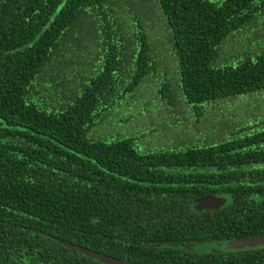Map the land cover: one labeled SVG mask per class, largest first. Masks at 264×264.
I'll return each instance as SVG.
<instances>
[{
  "label": "trees",
  "instance_id": "1",
  "mask_svg": "<svg viewBox=\"0 0 264 264\" xmlns=\"http://www.w3.org/2000/svg\"><path fill=\"white\" fill-rule=\"evenodd\" d=\"M262 93L264 0H0V264H264Z\"/></svg>",
  "mask_w": 264,
  "mask_h": 264
},
{
  "label": "water",
  "instance_id": "2",
  "mask_svg": "<svg viewBox=\"0 0 264 264\" xmlns=\"http://www.w3.org/2000/svg\"><path fill=\"white\" fill-rule=\"evenodd\" d=\"M227 201L228 199L225 196H216L212 194L206 195V196L196 199L194 203V209L197 211H202V210L214 211L224 206ZM66 245L69 248L80 251L90 257L97 258L106 264H133V263H130L128 260H121V259L108 257V256L102 255L97 252L89 251L85 248L74 246L70 243H66ZM259 245H264V235L231 240V241L220 244L219 248L221 250L227 249V248L242 249L244 247H257Z\"/></svg>",
  "mask_w": 264,
  "mask_h": 264
},
{
  "label": "rangeland",
  "instance_id": "3",
  "mask_svg": "<svg viewBox=\"0 0 264 264\" xmlns=\"http://www.w3.org/2000/svg\"><path fill=\"white\" fill-rule=\"evenodd\" d=\"M238 47H240V44H238ZM241 48V47H240ZM262 94H264V93H262ZM251 100V103H256L257 101H255V100H252V99H247V101H250ZM234 104H236V105H234ZM234 107H233V109H232V111H231V113H228V115H229V117L230 118H232V120H234L235 118L238 120V118H245V113L247 112V110L250 108L249 106H250V103H247L246 101L245 102H242L241 100L240 101H236V102H234ZM226 107L227 108H230V104L228 103L227 105H226ZM184 118H186V122H185V125H184V122H181L180 123V125L178 126V128H177V131L175 130L174 132H171V133H169V134H166V136L168 137V136H172V137H175V136H180V134H179V130H180V128H184V127H186L187 129H189V128H191V127H189L190 126V124L191 123H193L195 120H196V116L194 115V114H186L185 116H183ZM207 118H209V117H207ZM218 119V118H217ZM216 119V120H217ZM212 124H213V120H212ZM174 129H176V128H174ZM183 135V134H182ZM161 136V135H160ZM209 247V245H207V244H205V245H202V246H200V250L201 251H204V250H206L207 248Z\"/></svg>",
  "mask_w": 264,
  "mask_h": 264
},
{
  "label": "flooded vegetation",
  "instance_id": "4",
  "mask_svg": "<svg viewBox=\"0 0 264 264\" xmlns=\"http://www.w3.org/2000/svg\"><path fill=\"white\" fill-rule=\"evenodd\" d=\"M212 194V193H211ZM208 195V194H207ZM205 196V195H204ZM216 196H223V195H216ZM201 197V196H200ZM199 197V198H200ZM227 199H229L227 196H225ZM197 199H198V197H197ZM227 203V202H226ZM194 206V205H193ZM221 208V207H220ZM214 211H216V210H214ZM214 211H206V212H214ZM200 212H205V210H202V211H200ZM219 247V246H218ZM245 248V247H244ZM227 249H233V248H227ZM243 249V248H242ZM205 252L206 251H214V248H213V245H209V247L206 249V250H204Z\"/></svg>",
  "mask_w": 264,
  "mask_h": 264
}]
</instances>
